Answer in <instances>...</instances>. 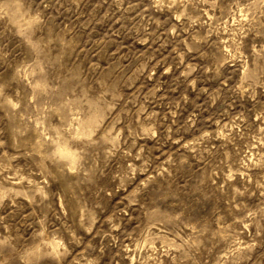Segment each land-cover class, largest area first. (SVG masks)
<instances>
[{
	"label": "clouds",
	"instance_id": "1",
	"mask_svg": "<svg viewBox=\"0 0 264 264\" xmlns=\"http://www.w3.org/2000/svg\"><path fill=\"white\" fill-rule=\"evenodd\" d=\"M0 264H264V0H0Z\"/></svg>",
	"mask_w": 264,
	"mask_h": 264
}]
</instances>
